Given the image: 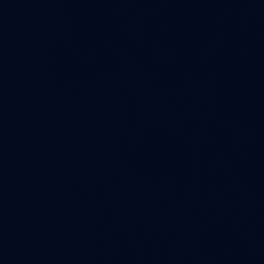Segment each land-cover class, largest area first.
<instances>
[{"label": "water", "instance_id": "95a60500", "mask_svg": "<svg viewBox=\"0 0 264 264\" xmlns=\"http://www.w3.org/2000/svg\"><path fill=\"white\" fill-rule=\"evenodd\" d=\"M0 264H264V0H0Z\"/></svg>", "mask_w": 264, "mask_h": 264}]
</instances>
